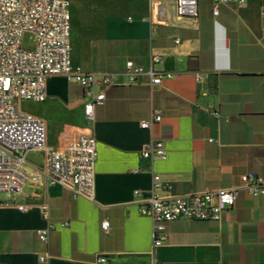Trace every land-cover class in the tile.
<instances>
[{"label": "crops", "instance_id": "crops-1", "mask_svg": "<svg viewBox=\"0 0 264 264\" xmlns=\"http://www.w3.org/2000/svg\"><path fill=\"white\" fill-rule=\"evenodd\" d=\"M214 1L199 0L194 21L178 18L172 2L161 1L157 16L146 1L79 0V8L69 1L72 67L116 75L117 84L93 122L84 115V90L63 76L48 79L44 102L22 101L19 110L45 123L55 150L93 135L94 200L48 186L38 172L43 153L29 152L23 194H0V264H95L101 255L108 264H264V196L240 189L220 223H168L156 249L152 221L139 213L152 193L201 194L241 188L247 174L264 179V0L220 5L216 17ZM153 58L169 78L152 90L147 76L129 84L126 62L146 71ZM153 113L161 122L142 129ZM151 140L164 143V159L141 157ZM153 175L160 178L154 192ZM48 223L54 228L43 244L37 232Z\"/></svg>", "mask_w": 264, "mask_h": 264}, {"label": "built area", "instance_id": "built-area-1", "mask_svg": "<svg viewBox=\"0 0 264 264\" xmlns=\"http://www.w3.org/2000/svg\"><path fill=\"white\" fill-rule=\"evenodd\" d=\"M150 4L157 16L161 13V1L172 2L176 16L194 21L198 18L199 0H139ZM224 4H244V0H215L213 16ZM71 10L68 0H0V194L8 198L23 194L32 167L27 162L31 151L44 155L43 174L48 186H59L74 197L93 202L95 196L96 140L91 134L77 135L63 150L47 145L45 123L19 110L22 101L42 103L46 100V84L53 76H63L84 90V115L94 121L95 109L103 106L106 91L117 84L113 74L83 73L71 65ZM159 60L153 58L149 70L126 62L125 76L129 84L147 76L151 90L169 78L153 66ZM161 122V116L152 114L141 123L144 130H152ZM166 151L162 141L151 140L141 152V157L153 162L164 159ZM160 187V178L153 175L152 192ZM245 190L252 198L264 196V179L254 174L241 177V188L233 187L216 192L183 196L151 197L139 208V213L153 224V248L163 246L166 225L186 219L220 223L223 214L233 208L239 190ZM140 196L139 191L134 192ZM21 211L24 207H19ZM41 217L49 221V207H39ZM54 226L48 223L37 232L43 244L49 241ZM103 231L109 229L108 221L101 223ZM45 258H40L44 262ZM95 264H108L106 256H99Z\"/></svg>", "mask_w": 264, "mask_h": 264}, {"label": "rangeland", "instance_id": "rangeland-1", "mask_svg": "<svg viewBox=\"0 0 264 264\" xmlns=\"http://www.w3.org/2000/svg\"><path fill=\"white\" fill-rule=\"evenodd\" d=\"M69 1L72 3V5L79 8V2H78L79 0H69ZM23 109L26 111H30L31 110L30 104L23 105Z\"/></svg>", "mask_w": 264, "mask_h": 264}]
</instances>
